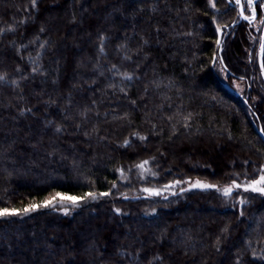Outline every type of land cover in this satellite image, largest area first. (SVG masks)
Returning a JSON list of instances; mask_svg holds the SVG:
<instances>
[{
	"label": "trees",
	"instance_id": "16d2710c",
	"mask_svg": "<svg viewBox=\"0 0 264 264\" xmlns=\"http://www.w3.org/2000/svg\"><path fill=\"white\" fill-rule=\"evenodd\" d=\"M261 2L0 0V264H264Z\"/></svg>",
	"mask_w": 264,
	"mask_h": 264
},
{
	"label": "snow or ice",
	"instance_id": "6c2138e0",
	"mask_svg": "<svg viewBox=\"0 0 264 264\" xmlns=\"http://www.w3.org/2000/svg\"><path fill=\"white\" fill-rule=\"evenodd\" d=\"M36 0H32L33 5H35ZM232 2H234L237 6H239V15L243 16L246 20H252L255 18L256 15V4H255V0H246V7L248 9H251V14L250 15H246L245 12V3L242 2V0H232ZM209 3L215 7V3L214 0H209ZM261 7H264V5H261ZM215 19V18H213ZM233 23H236V21L234 20ZM220 25H217V31H220ZM220 41L217 40V44H219ZM261 49L262 51H264V38H262L261 41ZM262 67H264V65H262ZM33 71H35V69H33ZM262 131H264V129H262ZM133 135H141L140 133H133ZM141 138L143 139V136H141ZM125 144L129 143L128 140L124 141ZM148 163V160H141L139 162V166L141 168L144 167V165H146ZM245 163H248L247 161H245ZM121 171H123L121 169ZM237 175H239V173H237ZM189 180V187H200V188H219V190L224 194V195H228L230 193H232L234 188H241V189H251L254 190L256 192L259 193H264V164H261L259 166V173L258 175L251 179V180H245L243 183L238 182L236 179H233L230 184L224 185L222 188L215 184V183H210V182H206L203 180H200L199 178H197L195 180V182H191V178H186ZM176 183H180V181L178 180H173V181H169V184H176ZM146 191H150V192H157L159 191V189L156 188H150V189H146ZM108 193L104 192V193H100V195H107ZM86 197H91V198H96L97 197V193L92 192V191H88L86 193H84L83 196H75V195H71L69 193L66 192H60V191H54L53 193H49L46 197H44L43 199L40 200L39 203H30L26 206H24L22 209H16V208H0V215H7V214H11V213H25V212H29L32 211L38 207H42V206H50V205H55L57 202V198H59L61 203L64 202H72L73 204H75L77 201L83 200ZM240 202L243 204L244 203V198L241 197L240 198ZM69 209L67 207H63L61 208V211L67 212ZM117 212L120 211V209H116ZM152 211H155V209H153ZM253 255H256V253H253ZM237 259H239V257H237Z\"/></svg>",
	"mask_w": 264,
	"mask_h": 264
},
{
	"label": "rangeland",
	"instance_id": "374dc122",
	"mask_svg": "<svg viewBox=\"0 0 264 264\" xmlns=\"http://www.w3.org/2000/svg\"><path fill=\"white\" fill-rule=\"evenodd\" d=\"M242 1H245V0H242ZM261 5H264V0H262V2H261ZM262 9H264V7H262ZM251 14V13H250ZM246 21H249V22H253L252 20H246ZM236 87H237V89H239V91H243L244 89H243V86L242 85H240V84H236ZM142 170V173H143V175H144V169H141ZM195 181H193V183H194ZM189 185V184H188ZM186 186V189H200V190H208V189H211V188H200V187H189V186ZM236 189H239V188H234L233 189V191H235ZM242 190H244V191H251V192H254V193H259V192H256V191H254V190H251V189H242ZM232 191V192H233ZM159 192H163V191H157V192H149V194H157V193H159ZM231 194V193H230ZM230 194H228V195H230ZM259 194H261V195H263L264 196V193H259ZM79 201H77L75 204H77ZM75 204H73L72 202H64V203H61L60 202V200L58 199L57 200V202H56V204L55 205H52V206H60V207H67V208H69L70 206H73V205H75ZM1 216V215H0Z\"/></svg>",
	"mask_w": 264,
	"mask_h": 264
},
{
	"label": "water",
	"instance_id": "95a60500",
	"mask_svg": "<svg viewBox=\"0 0 264 264\" xmlns=\"http://www.w3.org/2000/svg\"><path fill=\"white\" fill-rule=\"evenodd\" d=\"M256 3H257V0H255V4ZM256 18H257V9H256L255 18L252 19V21H254ZM242 20H246V19L243 16H240V21H242ZM262 38H264V26H263V30H262L261 41H262ZM219 41H221V32H219ZM263 56H264V51H262V49H261V42H260L259 51H258V62H259V67L261 70L262 78L264 80V67H262V65H264L263 64ZM259 134L264 138V132L262 131L261 128L259 129Z\"/></svg>",
	"mask_w": 264,
	"mask_h": 264
}]
</instances>
